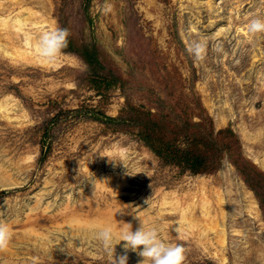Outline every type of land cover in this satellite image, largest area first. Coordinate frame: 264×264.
<instances>
[{
  "label": "rangeland",
  "instance_id": "rangeland-1",
  "mask_svg": "<svg viewBox=\"0 0 264 264\" xmlns=\"http://www.w3.org/2000/svg\"><path fill=\"white\" fill-rule=\"evenodd\" d=\"M2 4L10 1L0 0L5 16ZM27 7L44 13L46 29L70 35L54 62L0 51V221L12 233L0 264H108L95 236L82 242L81 223H70L98 217H111L114 241L125 223L157 227L183 244L184 264H264V167L254 160H264V32L247 30L264 18V0H23L14 8ZM5 34L0 25L3 42ZM202 38L208 48L197 59L189 45ZM169 194L179 200L173 214ZM204 202L224 246L182 224L190 207L194 224L208 226ZM128 255V264L141 259Z\"/></svg>",
  "mask_w": 264,
  "mask_h": 264
},
{
  "label": "clouds",
  "instance_id": "clouds-1",
  "mask_svg": "<svg viewBox=\"0 0 264 264\" xmlns=\"http://www.w3.org/2000/svg\"><path fill=\"white\" fill-rule=\"evenodd\" d=\"M247 30L251 34L264 32V18L255 17L249 21ZM70 32L67 28L56 27L45 32L38 41V54L48 62H54L63 49L68 46ZM206 38L194 40L189 45V51L197 59L203 58L207 51ZM217 54L223 53L222 45L213 49ZM147 199L145 201L148 204ZM3 215V213H0ZM140 221V220H139ZM127 228L119 236V243H114L117 238L111 226L99 228L95 232V239L106 250L109 258L108 264H128L129 252H134L141 259L138 264H184L186 249L183 244H172L163 240L157 227H148L140 221L139 227L133 231L131 223H125ZM177 235L181 234L179 226L175 229ZM12 238L8 225L0 221V251L5 250ZM123 241L122 252L117 254L116 245Z\"/></svg>",
  "mask_w": 264,
  "mask_h": 264
},
{
  "label": "bare ground",
  "instance_id": "bare-ground-1",
  "mask_svg": "<svg viewBox=\"0 0 264 264\" xmlns=\"http://www.w3.org/2000/svg\"><path fill=\"white\" fill-rule=\"evenodd\" d=\"M9 1H10V4H9L10 7L7 5L5 6L3 4L1 5L3 11H6L8 13L5 16L0 15L1 31L6 32L4 36V42L2 41V38H0V51L7 55L12 54V58H14V56L15 57L18 56L21 58H25L26 56H31L33 58H38L40 60V63H45L44 58L40 57V55L38 54V41L43 33L50 31L46 29V26H45L49 23L48 18L45 17L44 13L39 12V11H34L32 8H29V7L20 8L19 10L15 11V8H14L15 5L21 4L23 0H9ZM11 5L14 7L11 8ZM34 26H37V27L34 28ZM15 41L17 42L21 41L22 47L14 45ZM34 60H37V59H34ZM10 101H12V99ZM5 103L6 104L2 106V112H5L7 115V113L11 111L10 110L11 108L9 107L8 101H6ZM254 160L258 164H260L262 168L264 167V160H261L260 158H255ZM10 186H12V184H10ZM251 194L252 193L248 191L247 193L248 198H251L250 197ZM220 199H221V196H220ZM163 200L167 207H170V206L173 207V208H170L168 212H171L172 214L175 213L177 210L176 207L178 206L179 200L176 199L174 195L172 194H169L166 197L164 196ZM250 202H252L251 199H250ZM253 209H255L256 211L253 212L252 211ZM252 210L250 211L251 214L252 212L253 213L257 212L256 202L253 203ZM189 211H190V207H188V210H182L181 212L180 218H181L182 224L185 227L191 228V227L196 226L197 228L201 230L200 232L202 234L206 233V235H208V233L211 232L213 235L217 236V242L220 243L221 246L225 245V239H224L225 230L220 229L221 232L220 233L218 232L220 225L215 224L211 220L212 216H211V209L209 207V203L204 202L202 206L203 217L207 218L208 220H211L210 224L207 222L208 226H202L201 225L202 222L200 221H199L200 223L196 222L194 224V219L193 218L190 219ZM253 216L254 218H256L255 215ZM148 221H151V220H148ZM74 222L81 223V225L80 224L78 225L75 232H78L79 237L82 239V242L87 239L88 241L91 242V240H93L92 237L95 236V232L99 228H102L105 226H111L115 234H117L116 228L114 227L115 223L112 222L111 217L106 219V223L102 221V217H98L95 223H90L88 224L89 226L87 225L86 227L82 225L83 222L73 221V220L70 221V223H74ZM179 225L181 224L179 223ZM89 232L91 233L90 236H86ZM119 232H122V230L119 229ZM30 234H31V230L29 232V235ZM36 235L38 239L40 240H44V239L47 240V238L43 237L41 233L36 232ZM210 242L212 244H215L212 238L210 239ZM114 243H119V239L114 241ZM123 243L124 242L121 241V243L117 244L115 247H118V249L122 250ZM7 255L11 257L14 254L10 252Z\"/></svg>",
  "mask_w": 264,
  "mask_h": 264
}]
</instances>
